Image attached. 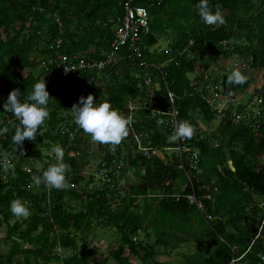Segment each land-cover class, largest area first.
<instances>
[{"label":"trees","instance_id":"obj_1","mask_svg":"<svg viewBox=\"0 0 264 264\" xmlns=\"http://www.w3.org/2000/svg\"><path fill=\"white\" fill-rule=\"evenodd\" d=\"M124 1L0 0V128L9 129L0 135L2 149L13 145L15 125L19 124L3 109L10 91L20 89L23 102L35 83L58 72V52L52 47L58 38L63 39L60 48L63 53L100 57L104 51L111 50ZM199 2L141 0L149 10L151 29L144 36V57L161 66L163 74L156 67H150L153 82L142 88L141 74L123 62L118 66L119 74L113 72L104 81L99 80L90 93L96 104L109 102L127 117L130 101L138 100L139 108L129 129L134 133H150L152 146L161 148L168 144L167 136L172 131L166 120H170L172 111L167 83L175 95L178 122L187 120L196 128L195 135L188 140L200 150L201 157L192 169L191 181L174 152L172 157L167 153L168 160L146 157L139 152L132 153L131 144L126 146L130 155L125 169H136L142 181L130 184L125 195L119 188L106 185L101 190L90 189L91 176L85 177L84 184L80 185L81 177L77 175L70 181L69 174H79L82 165L70 158V150L66 149L68 136L60 131L63 119L59 110H66L68 106L57 95L60 84H74L76 77L66 74L51 77L46 86L51 96L49 118L34 141H24L27 150L24 156L11 162V174L0 175V230L5 231L0 236V264H89L85 252L63 258L62 250L78 249L79 238H84L97 225L114 226L120 233L122 243L110 252L117 264L130 263V256L122 255L125 251L145 264H159L156 257L160 246L163 253L171 255L190 240L196 243V249L181 253V264H261L264 122L260 120H264V111L247 113L242 102L229 103L223 111L216 108L215 94L235 99L232 94L248 87V81L229 85L230 73L214 75L215 68L206 63V58L218 62L220 57H214L216 52L223 53L225 58L235 52L244 58L252 56V66L262 65L264 0H209L213 11L216 5L221 6L226 20L225 25L213 26L206 25L199 17L196 8ZM161 36L168 39V47L160 51L152 49ZM191 72L197 75L191 78ZM152 110L156 112L153 114ZM218 115L221 121L217 130H209ZM238 115L239 121H236ZM157 120L165 123L158 126ZM258 124L260 127L255 129ZM56 145L64 150V162L71 166L66 175L75 187L52 189L49 198L43 184L39 188L33 185L31 189L28 185L37 172L35 166H46L43 173L56 162L52 156L49 165L32 160L42 158L41 148L51 150ZM108 148L107 145L105 150ZM26 160L32 161V172L22 168ZM181 176L185 178L182 183ZM174 193L179 195L173 196ZM193 193L201 199L202 210L189 202L187 195ZM14 199L27 202L31 212L27 219L12 215L10 203ZM118 200L122 208L113 207ZM193 212L199 214V220L192 216ZM141 232L148 240H135ZM151 237L153 241H149ZM2 245H7L8 250L4 251ZM107 260L108 257L102 263L106 264Z\"/></svg>","mask_w":264,"mask_h":264},{"label":"built area","instance_id":"obj_2","mask_svg":"<svg viewBox=\"0 0 264 264\" xmlns=\"http://www.w3.org/2000/svg\"><path fill=\"white\" fill-rule=\"evenodd\" d=\"M157 1L161 2L162 0ZM122 6V13L117 17L116 21V27L111 44L112 49L108 52L104 51L100 57H91L80 53H63L60 51L63 44L62 38H58L55 41V44L52 45V47L58 52L57 64L59 66V70L58 72L46 77V86L50 82L51 77H62L64 74L76 77L74 84H69L68 82L64 85L60 84V89L67 90L65 104H67L68 108L64 114L65 116L62 118L63 120L60 122L59 128L62 134L68 136L66 149L70 150V158L77 159L78 163L82 165V169L79 174H74L72 172L69 174L70 181L75 179L77 175L81 177V181L79 183L80 185L84 184L85 177L91 176L92 182L89 186L90 189L101 190L104 189L105 185L107 187L120 189V187H122V181L125 178L124 168L129 163L130 152L126 148L129 144H131L134 149L132 153L139 152L146 157L158 156L160 158L167 159L169 154L174 152L177 159H179L180 167L185 170L188 179L191 181L193 177L192 169L197 167L201 153L200 150L194 148L190 144L188 139L175 140V142L168 140V144L159 148L157 146H152V136L150 133L129 132L127 136V140L129 141L125 140V143L123 142V144L117 147L115 152L110 151L108 154L110 147L108 150H105L107 145L93 142L91 137L88 134H85L83 130L80 129L74 122L73 115L70 111L73 104L78 103L81 96H88L94 89L95 85L99 83V80L102 79V81H104L107 76L111 75L113 72L119 74L120 68L118 66L123 62H127L133 68H136L137 73H139V70L145 72L142 88L150 86L153 82V76L151 75L152 73L149 71V68L156 67L159 70L161 68V66L157 63L150 62L144 57V36L149 34L151 31L148 8L141 4V0H125ZM58 22L61 25L59 17ZM230 48L233 49L234 45H231ZM220 54L222 56L224 55L223 53ZM227 57V59L231 62V68L224 64L226 72L238 69L242 73H245L249 68L257 69L264 67V58L262 65H258L257 63V65L254 64L252 66V56H249L248 58L240 56V59L237 58V55L234 57L233 55L231 57ZM161 73L163 74V71H161ZM163 79L165 80L164 76ZM166 89L169 94V100L172 103V111L170 112L171 118L170 120H167V125L171 126L170 129L174 134L175 125L178 122V111L175 106V95L169 89L167 83ZM252 94V103L257 107H260L259 104L264 106V81L259 87L258 92L254 91ZM218 95L222 94L218 93ZM223 97H227V95H223ZM208 100L211 101L213 99L208 97ZM249 102L251 101L249 100ZM138 108L139 106L137 104L132 102L129 103L128 114L131 120ZM244 110H248L247 106ZM259 111H264V109ZM237 118L238 119L236 121H239V115ZM260 121L264 122V120ZM259 125L261 124H258L255 129H258L260 127ZM77 146L78 148H74ZM18 149L20 148L18 147ZM14 150L15 145L13 150H8L7 148L2 149L0 147V158L7 156L9 153H13ZM19 151L20 150L17 152L18 155L16 158L12 161H17L21 157V155H19ZM50 151V155L55 157L52 149ZM167 153L169 154L167 155ZM94 163L95 166H93ZM32 166L33 165L30 162L26 161L24 162L22 168L28 172H32ZM45 167L35 166L37 170V172L35 171L34 173L35 176H39V173H42V170ZM1 174L8 176L11 172L9 174V169L4 170L0 167V175ZM79 185L77 187H79ZM72 186L75 187L74 184H72ZM51 192L52 189H47V196L49 198L52 195ZM187 198L190 203H195L199 209L202 210V201L195 193L187 195ZM260 205L264 209V200L261 201ZM261 230L262 226H260L259 232H261ZM25 247H27V245ZM261 264H264V254L261 256Z\"/></svg>","mask_w":264,"mask_h":264},{"label":"clouds","instance_id":"obj_3","mask_svg":"<svg viewBox=\"0 0 264 264\" xmlns=\"http://www.w3.org/2000/svg\"><path fill=\"white\" fill-rule=\"evenodd\" d=\"M196 8L199 17L206 25L226 24L220 5H216L215 11H213V6L210 5L209 0H200ZM143 72L139 70L144 80L145 72ZM246 79V76L240 70L234 69L228 75L227 83L229 85H242L246 83ZM20 96V89H13L3 104L4 112L11 113L19 121V124L15 125V132L12 136V142L15 145L14 152L0 158V167L4 170L9 169L11 161L18 155V147L20 148L19 155L24 156V151L22 150L24 141L26 139L34 141L41 126L45 124V121L50 116L48 105L51 96L47 90L45 80L35 83L33 90L23 102ZM94 100V96L89 94L86 98L81 96L79 102L73 104L70 111L73 115L74 122L85 134L91 137L93 142L108 145L110 151L115 152L116 148L129 134V127L132 123L131 118L122 114L118 109H114L109 102L105 101L96 104ZM156 123L160 126L165 121L157 120ZM8 131L9 129L7 127L0 128V135H4ZM195 133L196 128L189 121H179L175 125L172 139H191ZM52 152L55 154L56 162L49 165L43 171L42 176L33 177L32 183L28 185L29 189L33 185L39 188L41 184L47 189L57 190H67L72 187L66 175L71 171V166L64 162L63 148L60 145H56L52 148ZM126 171L128 170L124 168V173ZM141 173H145V170L141 169ZM10 211L17 218H28L31 215L27 202L21 199L11 201Z\"/></svg>","mask_w":264,"mask_h":264},{"label":"rangeland","instance_id":"obj_4","mask_svg":"<svg viewBox=\"0 0 264 264\" xmlns=\"http://www.w3.org/2000/svg\"><path fill=\"white\" fill-rule=\"evenodd\" d=\"M232 43V42H231ZM231 46V45H230ZM168 47V39L166 38V36H161L159 39V43L157 45H155L152 49H157V50H162V49H166ZM227 48V47H226ZM217 55H214V57H220L218 59V62H216V60L211 59V58H206V63L210 64V67L215 68L213 71L214 75H221L222 72L225 71L224 68V64L228 65L229 68H231V62L225 58L224 56H222L221 54L217 53ZM237 55V58L240 59V54H235V52H233V57ZM242 57V56H241ZM223 62H221V61ZM242 68V67H240ZM255 71V73H260L263 75L264 74V67L261 68H257V69H251L249 68L245 73H250ZM229 73H231V71L229 70ZM197 75V73H189V76L191 78H194ZM46 78H42V80H45ZM192 81H197V83H199L200 79H191ZM201 82V81H200ZM67 90H62L60 89V91L58 92L57 98H59V100L65 104L66 102V93ZM251 91H249V89H245L242 90V94L238 93V92H234V94L232 96L235 97V99H231L230 95H227V97H223V95H218L215 94V98H214V106L216 108H218L219 110L225 109L229 103H240L242 102L243 106H247L248 110H245L247 113H252V112H258L259 110H263L264 106L259 104L260 107L255 106L252 103L251 100ZM249 100L251 102H249ZM134 104H139L138 100H133L130 101ZM62 108L59 110L62 113V118L65 116V112L66 110H62ZM156 112V110H152V113L154 114ZM168 120V119H166ZM221 121V116H216V118L214 119V121H212L211 123V128L209 130H214L216 131L219 125V122ZM207 127V125L205 126ZM209 127H207L206 129L208 130ZM173 137V133L171 131V133L167 136L168 140H170L171 142H175V140L172 139ZM128 137H126V141ZM125 140L123 141L125 143ZM10 147V148H9ZM7 147L8 150H13L14 144ZM128 149V148H127ZM20 150V149H18ZM22 150L25 151L27 150L26 147H24L22 145ZM42 152L44 153L42 158H35V160H32L34 163L36 164H41V165H45L46 164L49 165L50 162V158L51 157V151L50 150H46V149H42ZM49 155V156H48ZM173 154H170V157H172ZM28 161V160H26ZM32 161H28V162H32ZM93 166H95V163L93 164ZM128 166V165H126ZM125 178L122 181L123 185L122 187H120V190L122 192V194H126L129 191V183L130 184H139L142 181V178L138 177L136 169H134L133 167H128V171H126V173H124ZM185 181L184 177H180L179 178V182L182 183ZM92 180L89 181V183H91ZM71 203H73V200H71ZM114 208L117 207H123L122 203L119 202V200L113 205ZM192 216L194 218H197V220H199V214L195 212L192 213ZM21 220L25 219V218H20ZM27 219V218H26ZM196 221V220H194ZM5 234L4 229L0 230V236H3ZM86 236L84 238H79L78 240V245L79 248H66L62 250V255L63 258H66L74 253H79L81 255L82 252L86 253V257H89V264H103L102 262H104V259L106 257H108V260L105 262L106 264H117L118 261L114 260L113 258L110 257V252L111 250L118 248V246H120V244L122 243L121 240V235L120 233L116 230V227L114 226H103V225H97L95 226L91 231L89 230L88 233L86 232ZM135 238L138 240H143L146 241L148 240L147 237H145V233L141 232L138 236H135ZM135 239V240H136ZM154 237H151L149 239V241H153ZM27 244V243H26ZM2 249L4 251L8 250L7 245H2ZM57 249H60V247H57ZM196 249V243L193 240H190V242L188 244H183L180 246V248L176 249L173 251V253L171 255H167L166 253H163V247L160 246L159 247V254L157 255L156 259L159 262V264H181L182 262V256L181 253H185V252H190V251H194ZM122 255H129L130 256V263L129 264H145L143 263V261L139 260L138 257L134 256V255H130L128 251H125ZM149 264H153L151 262H149Z\"/></svg>","mask_w":264,"mask_h":264},{"label":"crops","instance_id":"obj_5","mask_svg":"<svg viewBox=\"0 0 264 264\" xmlns=\"http://www.w3.org/2000/svg\"><path fill=\"white\" fill-rule=\"evenodd\" d=\"M243 74L246 76L247 81H248V87L244 88L243 90L249 89V91L252 92L254 89L259 88L262 85L263 81H264V74L262 75L261 72L260 73H255V71H253V72H250V73H247V74L246 73H243ZM237 92L242 94V90H239ZM129 132H132V131L129 129ZM167 141H168V139H167ZM168 159L169 158H167V160ZM164 160H166V159H164ZM129 185H130V183H129ZM173 195H179V194L178 193H174Z\"/></svg>","mask_w":264,"mask_h":264}]
</instances>
